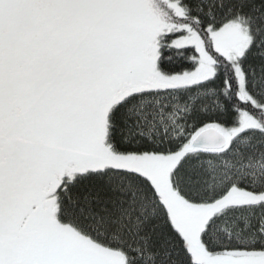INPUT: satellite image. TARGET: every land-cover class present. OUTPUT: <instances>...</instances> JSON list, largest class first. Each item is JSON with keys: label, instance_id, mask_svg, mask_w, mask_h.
Returning <instances> with one entry per match:
<instances>
[{"label": "snow or ice", "instance_id": "1", "mask_svg": "<svg viewBox=\"0 0 264 264\" xmlns=\"http://www.w3.org/2000/svg\"><path fill=\"white\" fill-rule=\"evenodd\" d=\"M0 264H264V0H0Z\"/></svg>", "mask_w": 264, "mask_h": 264}]
</instances>
